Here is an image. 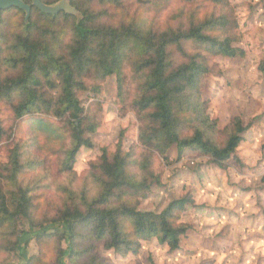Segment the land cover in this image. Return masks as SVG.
Wrapping results in <instances>:
<instances>
[{
    "label": "trees",
    "instance_id": "trees-1",
    "mask_svg": "<svg viewBox=\"0 0 264 264\" xmlns=\"http://www.w3.org/2000/svg\"><path fill=\"white\" fill-rule=\"evenodd\" d=\"M23 1L31 5L30 0ZM40 1L51 5L58 0ZM124 1L136 2L145 13L154 11L152 22L142 18L119 24L102 21L107 7L123 8ZM175 3L182 8L160 25L157 19ZM70 4L81 19L64 12L44 14L31 6L25 24L22 10H0V111L7 108L14 127L29 137L26 143L15 144L7 162L0 163V238L6 234L8 240L6 247L0 244V256L7 259L16 254L21 264H106L96 252L98 243L122 257L136 256L141 249L139 240L160 233V244L177 250L187 231L180 220L189 201L174 200L161 212L140 211L141 201L160 184L159 178L152 186L127 185L121 179L127 165L115 159L110 164L106 148L86 172L99 164L115 179L106 194L87 207L75 203L73 195L69 197L72 203H62L54 218L43 217L37 223L35 191L40 186L24 178L44 170V155L56 159L62 176L74 170L79 150L92 148L90 136L97 128L92 110L98 103L85 108L79 97L89 85L112 76L118 98L131 100L134 108L147 114L148 134L138 140L155 146L154 155L167 159L174 147L178 158L191 151L223 167L241 143L244 128L234 118L217 137V122L207 114L208 102L202 99L201 90L207 75L220 73L218 64L208 66V57L237 59L245 55L238 46L242 37L234 42L216 35L238 27L231 18L235 11L231 16L225 13L231 6L229 0H71ZM96 4L103 11L92 12ZM189 49L207 56H190ZM185 111H191L193 119H182ZM3 125L0 117V142L4 140ZM69 140L74 146L65 152ZM120 150L117 146V157ZM57 191L67 190L59 186ZM126 195L138 197L134 207L121 203ZM129 227L135 232L130 234ZM31 235L39 253L27 257V236Z\"/></svg>",
    "mask_w": 264,
    "mask_h": 264
},
{
    "label": "rangeland",
    "instance_id": "rangeland-1",
    "mask_svg": "<svg viewBox=\"0 0 264 264\" xmlns=\"http://www.w3.org/2000/svg\"><path fill=\"white\" fill-rule=\"evenodd\" d=\"M229 1L231 4L249 5L247 9L249 14L246 18L245 27L259 22L256 13L261 11V5H264V0H259V2L257 0ZM71 8L73 7L71 6ZM94 8H97L95 13L103 11V7L100 5L96 4ZM181 8V4L175 3L169 11L164 12L157 19L159 24L165 25L168 23L172 13ZM106 9L107 16H103L102 21L114 24L130 21L135 18L144 19V17L151 14L139 9L138 4L134 1H124L123 8L109 6ZM75 11L77 10L75 9ZM152 17L153 15L151 19ZM243 39L244 37L242 36L241 41ZM238 46L245 52L241 43ZM218 59L220 61L218 66L220 67V64H223L226 72L205 77L201 90L202 99L208 102L207 114L212 120L217 122L219 131L217 137L222 136V132L228 128L232 119H240L244 128V132L241 134V143L230 159L223 164V167L218 166L208 157L191 151H186L181 158H178L175 148H171L166 156L167 159L161 157L165 168L180 164L183 166L168 176V183H163L159 179L160 184L152 187L148 198L141 201L138 209L140 211L161 212L174 200L186 198L189 201L180 220L181 223L186 225L187 231L180 239L179 248L175 250L184 255L186 264H264V235H262L264 234V226L257 224L261 216H264V208H262V205H264V187H260V185H264V177L260 178L258 184L255 182L249 184V180L259 176L264 171V167H262L264 160L256 159L255 157V150L253 148L255 141L252 139L253 133L251 131L254 124L261 117H257L256 121L241 119L246 112L258 110L259 101L254 100L243 91L247 73L246 69L241 68L243 58ZM237 72L239 74L233 79V75ZM101 91L106 92L110 96L115 95L118 97L114 76L107 78L98 85H89L88 90L79 97L81 105L83 107L85 105L88 106V100L92 96L100 94ZM93 102L97 101L94 100ZM242 105L245 109L244 112L240 111ZM5 111L10 114L8 121L13 122L10 111L3 107L0 111L3 123L5 124L3 118ZM103 135V133H97L96 131L90 136L92 148H81L83 151L79 150L74 166L75 178L84 175L90 163L100 156L103 149L100 147V143L103 142L101 140V136ZM119 136L122 137L123 133H119ZM12 147L11 143L5 144L4 142H0V163L7 162ZM104 148L108 151L107 147ZM258 151L260 156L264 158V143L258 146ZM44 156L46 157L45 168L47 172H45L44 168L43 171H38L36 175L28 173L24 178L25 182L30 181V183H37L40 186L35 191V195H38L35 200L37 207L34 215L37 223H41L43 217L47 219L54 218L62 205L60 202L61 194L57 191L59 187L57 181L62 177V174L57 171L56 159ZM249 159H255L256 166L254 168L250 167L247 163ZM204 160L208 163H201ZM161 175H167V173H161ZM38 178L39 180L34 182ZM250 194H252V199L248 201V206L253 209L251 216H242V212L245 211L244 205L236 204L234 207H231L230 211L224 207L225 203L232 205L235 199L243 200ZM258 209L259 211H257ZM225 217L227 221H235V224L226 222L222 227H219L218 232H213V228L218 226L221 221H224ZM206 219L214 220L216 224L205 225L203 221ZM249 222H251L249 228L244 229L242 233L236 232L234 240L232 233L235 232L236 228L242 227ZM24 228H27L26 223H24ZM254 229H258V231ZM58 230L61 231V229ZM205 232L211 233V235H204ZM27 237L30 239V243L25 250L26 256L38 255L39 245L34 240H31L32 235ZM142 247L143 245H141V249ZM141 249L136 256L129 255L122 257L112 250H106L103 243L96 245L97 254L106 264H124V262H127V264H153L154 254L142 253ZM237 249H239V252H237ZM43 252L48 257H51L49 249L44 248ZM170 253L174 255V251L170 250L164 253V255L168 256ZM21 263L22 260L16 254L11 255L7 259L4 256H0V264ZM161 264H168V260L161 258Z\"/></svg>",
    "mask_w": 264,
    "mask_h": 264
},
{
    "label": "clouds",
    "instance_id": "clouds-1",
    "mask_svg": "<svg viewBox=\"0 0 264 264\" xmlns=\"http://www.w3.org/2000/svg\"><path fill=\"white\" fill-rule=\"evenodd\" d=\"M257 2H259V0H257ZM84 7L87 8L88 6L85 5ZM192 7L195 8L197 5H192ZM205 7L210 9L212 6L205 5ZM248 7V4H231V6L225 10V13L231 16L233 10H235L234 16H231V18L237 21L239 27H235L223 34L217 33L216 35L222 40L232 39L234 42L239 40L240 37H244L243 41L240 42L245 49L241 68L247 70L243 91L249 94L254 100L259 101V108L258 110L246 112L241 119L245 121H256L257 117H261V119L254 124L251 131L253 133L252 139L255 141L253 145L255 157L256 159L264 160L258 151V146L264 143V14H262L264 13V5H261V11L256 13L259 22L254 25L249 24L245 27L246 18L249 14L247 11ZM83 10L84 9H81V12H83ZM96 10L97 8L91 9L92 12ZM154 14L153 11V13L144 17V19L151 23V16ZM204 15L206 16L207 12H205ZM189 55L207 56V53H198L194 49H189ZM218 63H220L218 58L208 57V66L210 68L213 64ZM216 71L226 72V68L223 64H220V67H218ZM238 74V72L235 73L233 79H235ZM221 83H223V81H221ZM89 95L91 94L89 93ZM94 100L98 102V105L93 104ZM88 104H93L92 115L95 117L94 123L97 125V133L104 134L101 136L103 142L100 143V147L108 148L109 163L111 164L115 159L117 163H119V161H124L127 165L121 177L127 185L131 187L142 185L152 186L158 178L161 179L163 183H168V176L172 175L178 168L183 166L180 164L165 168L162 158L153 154L156 150L155 146H148L145 141L137 139V136H147L149 123L145 118L147 114L141 113L139 109L134 108L131 100L118 98L115 95L110 96L106 92L101 91L100 94L92 96L91 99L88 100ZM85 107H87V105H85ZM240 111H245L243 105ZM9 115L10 114L5 111L3 117L5 120V124L3 125V142L5 144L11 143L13 146L17 143H26L29 137L25 135L22 129L15 128L14 122L8 121ZM181 118L184 120H191L193 119V113L191 111L182 112ZM9 129L12 130L9 131ZM119 133H123V136H119ZM9 137H12L11 141H9ZM73 146V141L69 140L63 150L67 152ZM117 146L121 149L118 157L116 155ZM81 151H83V149H81ZM62 159L63 157H61V160ZM201 163L207 164L208 162L204 160L201 161ZM247 163L250 167L254 168L256 166L255 159H249ZM262 167H264V163H262ZM161 173H167V175L162 176ZM74 177L75 170L65 173L57 181L58 186L67 190L61 194L60 202L72 203L69 197L74 195L76 198L75 203H83L85 207L101 199L115 179V177L106 175L99 164L94 171L86 172L78 178ZM261 177H264V171H262L259 176L249 180V184L254 182L258 184ZM260 187H264V185H260ZM137 199L138 197L126 195L121 203L134 207ZM250 199H252V194L243 200L235 199L232 205L225 203L224 207L230 211L231 207H234L236 204H241L245 206V211L242 212V216H251L253 214V209L248 206V201ZM262 208H264V205H262ZM257 211H259V209ZM226 222L235 224V221H227L225 217L224 221H221L218 226L213 228V232H218L219 227H222ZM203 223L205 225H215L216 221L206 219ZM250 224L251 222L244 224L242 227H237L235 232L232 233L233 239L235 240L236 232H244V229L249 228ZM257 224L264 226V216H261ZM254 230L258 231V229ZM128 231L131 234L135 232V229L129 227ZM162 235L163 233H160L159 235L151 237L150 240H139V243L143 245L141 249L142 253H153V264H161V258L168 260V264H186L184 255L179 251L173 250L174 255L171 253L168 256L164 255V253L169 251V246L167 243L163 246L160 245ZM204 235H211V233L205 232ZM130 238L133 240L137 239L134 235H130ZM0 244H3L5 247L7 246L8 240L6 234L4 237L0 238ZM237 252H239V249H237ZM124 264H127V262H124Z\"/></svg>",
    "mask_w": 264,
    "mask_h": 264
},
{
    "label": "water",
    "instance_id": "water-1",
    "mask_svg": "<svg viewBox=\"0 0 264 264\" xmlns=\"http://www.w3.org/2000/svg\"><path fill=\"white\" fill-rule=\"evenodd\" d=\"M31 5L26 4L23 0H0V10H7L9 8L15 7L22 10L25 13V24H28L29 15L31 12V6L38 9L41 13L56 15L59 12H64L65 14L72 15L81 19L82 16L80 13L71 8L69 2L70 0H60L58 3L52 5H46L40 0H30Z\"/></svg>",
    "mask_w": 264,
    "mask_h": 264
}]
</instances>
